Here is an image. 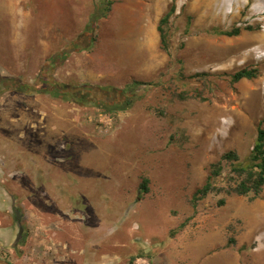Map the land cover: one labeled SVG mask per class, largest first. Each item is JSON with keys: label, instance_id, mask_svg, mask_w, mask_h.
Here are the masks:
<instances>
[{"label": "rangeland", "instance_id": "374dc122", "mask_svg": "<svg viewBox=\"0 0 264 264\" xmlns=\"http://www.w3.org/2000/svg\"><path fill=\"white\" fill-rule=\"evenodd\" d=\"M101 1L0 0V75L22 80L0 92V257L264 264V188L229 194L223 161V190L191 202L225 152L247 161L264 127V0H110L92 31ZM172 4L166 51L158 25ZM47 63L61 85L121 90L106 101L130 104L54 97L40 84ZM243 68L258 76L233 81Z\"/></svg>", "mask_w": 264, "mask_h": 264}, {"label": "trees", "instance_id": "16d2710c", "mask_svg": "<svg viewBox=\"0 0 264 264\" xmlns=\"http://www.w3.org/2000/svg\"><path fill=\"white\" fill-rule=\"evenodd\" d=\"M102 5L99 6V8L95 9V11L92 13L90 18V24H92V31L95 29V27L98 24V21L101 18H106L108 16V13L111 10L112 2L110 0H102ZM175 12V4H172L169 11L161 18L160 23L158 25V30L160 32V39H161V46L164 50H168L169 43L167 36L162 28V24L168 22L170 16ZM239 33V29H236L234 31L225 32L227 35H237ZM67 56V52L55 54L52 56V62L55 63V65H58L62 63ZM51 63H47L42 70V73L40 74V84L41 87L43 86L46 88V91H48L51 95L54 97H69V96H77L80 99H83L82 96L87 92H81L80 94L74 93L69 88V85H61L58 83L55 79L53 80L50 78V71L49 68ZM258 76V71L256 69H247L243 68L238 71H236L232 79L235 82H238L242 79H253ZM19 78V77H18ZM13 78V79H18ZM20 79V78H19ZM14 84L12 87L16 88L22 85V83H19L18 81H13ZM21 82V81H20ZM137 83H141L137 81ZM87 88H91L87 85ZM86 89V88H85ZM41 90V89H40ZM130 103H121V104H108V103H102V105L105 107V110L108 113H112L117 109H124L126 108ZM223 161L231 162L232 165V172H234V175L231 176V181L233 182L230 187L226 189V191L229 194L235 193L239 196H245L248 197L250 201H253L261 196V193L264 188V127H263V120L259 123L258 126V133L253 145V148L251 150V153L249 155V158L246 162H242L240 160L239 154L234 150H229L225 152L221 159L217 163H213L211 165V171L207 178V181L198 188L192 196L191 202L194 206H197L198 202L205 198L209 193H212L214 191L221 192L223 188H218L215 185H213V178L216 176H219L223 171ZM150 180L147 177H143L142 181L140 183V190L138 194V198L142 199L145 194H147L150 190L149 188ZM226 199L222 198L219 201L220 205L225 204ZM18 219V217H17ZM19 220V219H18ZM22 241V240H21ZM20 242V241H19ZM230 242H234L232 239Z\"/></svg>", "mask_w": 264, "mask_h": 264}, {"label": "water", "instance_id": "95a60500", "mask_svg": "<svg viewBox=\"0 0 264 264\" xmlns=\"http://www.w3.org/2000/svg\"><path fill=\"white\" fill-rule=\"evenodd\" d=\"M69 89L72 90L74 93H78V94H80L82 91V88H69ZM91 89L92 88L85 89L89 95L91 94L90 98L95 97L96 99H98L99 97H101V98H105L103 99L104 101L108 99L110 96L115 97L117 95H120V93H122L121 90H116V89L112 92H109L104 89L102 90L101 88L93 89L94 91L91 92ZM126 95H128V93ZM121 96L124 97V94H121ZM0 264H11V263L8 260L0 257Z\"/></svg>", "mask_w": 264, "mask_h": 264}, {"label": "flooded vegetation", "instance_id": "af4514ba", "mask_svg": "<svg viewBox=\"0 0 264 264\" xmlns=\"http://www.w3.org/2000/svg\"><path fill=\"white\" fill-rule=\"evenodd\" d=\"M13 81H18L19 83H21L20 81H22L21 79H13V78H7V77H1V75H0V92L3 90V88H9V87H12L14 84H17L18 85V83H14ZM78 88H82V91L81 92H84V90H85V88L87 89V86H81V87H78ZM102 89V88H101ZM103 90V89H102ZM105 90V89H104ZM85 92H86V90H85ZM87 93V92H86ZM101 100V101H103V103H108V104H121V103H124L125 102V100H121V101H118V102H116L117 100H114V101H104V100H102L101 99V97H99L98 98V100ZM99 100V101H100Z\"/></svg>", "mask_w": 264, "mask_h": 264}, {"label": "bare ground", "instance_id": "6f19581e", "mask_svg": "<svg viewBox=\"0 0 264 264\" xmlns=\"http://www.w3.org/2000/svg\"><path fill=\"white\" fill-rule=\"evenodd\" d=\"M216 1H217V0H215V2H216ZM218 1H219V0H218ZM204 2H205V1H204ZM206 2H207V1H206ZM210 3H211V2H210ZM225 5H226V4H225ZM205 6H206V8H207L208 4L205 3ZM210 7H211V6H210ZM208 10H209V9H208ZM208 10H207V12H208ZM213 11H214V10H213ZM205 12H206V11H205ZM205 12H204V13H205ZM207 12H206V13H207ZM215 13H216V12H215ZM224 14H226V7L222 8L221 11H220L221 18H222V15H224ZM219 17H220V16H219ZM219 17H218V18H219ZM230 49H231V48H230ZM223 52H224V51H223ZM217 54H218V53H217ZM222 55H223V54H222ZM215 56H216V55H215ZM217 56H218V55H217ZM216 60H217V59H216Z\"/></svg>", "mask_w": 264, "mask_h": 264}]
</instances>
